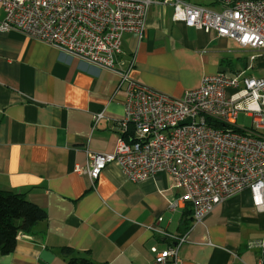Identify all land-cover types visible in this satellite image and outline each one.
Listing matches in <instances>:
<instances>
[{"label": "crops", "instance_id": "obj_1", "mask_svg": "<svg viewBox=\"0 0 264 264\" xmlns=\"http://www.w3.org/2000/svg\"><path fill=\"white\" fill-rule=\"evenodd\" d=\"M185 1L220 9L212 0ZM172 13L171 5L153 0L142 36L123 34L116 64L178 98L232 64L226 54L236 41L173 21ZM263 58L253 63L261 67ZM125 89L112 71L15 30L0 31V189L24 193L47 214L18 234L13 252L0 253V264H66L64 247L96 263L150 264V247L164 249L174 243L169 235L181 234V264H263L264 253L249 242L264 237V211L248 188L194 221L167 173L135 182L113 162L91 182L83 170L88 154L114 150ZM44 249L53 254L49 261L40 256Z\"/></svg>", "mask_w": 264, "mask_h": 264}, {"label": "built area", "instance_id": "obj_2", "mask_svg": "<svg viewBox=\"0 0 264 264\" xmlns=\"http://www.w3.org/2000/svg\"><path fill=\"white\" fill-rule=\"evenodd\" d=\"M214 9L185 0H157L173 7L172 19L235 40L258 51L247 69L264 57V0H212ZM153 0H0V31L15 30L91 65L112 71L126 83L124 114L112 152H91L85 170L91 182L107 164L138 182L158 172L171 175L190 205L194 221L228 196L248 188L254 207L264 211V76L217 71L197 88L175 98L130 77L116 64L122 36L144 31ZM131 66V65H130ZM239 112L252 117L237 125ZM102 113L93 116L98 121ZM186 123H181L187 121ZM80 168H77L79 170ZM165 235V234H164ZM174 244L150 247V264H181L184 234ZM264 253V237L249 242ZM259 264H262L260 261Z\"/></svg>", "mask_w": 264, "mask_h": 264}, {"label": "trees", "instance_id": "obj_3", "mask_svg": "<svg viewBox=\"0 0 264 264\" xmlns=\"http://www.w3.org/2000/svg\"><path fill=\"white\" fill-rule=\"evenodd\" d=\"M230 65V66H229ZM231 63L226 64L220 71L230 70L240 72L246 69L235 70ZM45 210L31 202L24 193L0 189V253L9 254L15 250L19 233H28L38 222L46 219ZM66 264H105L77 256L72 248H62ZM264 264V259H263Z\"/></svg>", "mask_w": 264, "mask_h": 264}, {"label": "rangeland", "instance_id": "obj_4", "mask_svg": "<svg viewBox=\"0 0 264 264\" xmlns=\"http://www.w3.org/2000/svg\"><path fill=\"white\" fill-rule=\"evenodd\" d=\"M236 42L231 41L229 51L226 54L228 59H231L232 64L235 67H242L245 63H249V57L252 54H257L258 51L250 48H243L238 46ZM264 60V58H263ZM246 71V70H245ZM248 75L252 74L256 77L264 76V65L258 67L257 64L253 63V69H248ZM237 125L240 127H250L252 125V117L246 115L244 112H239L237 116Z\"/></svg>", "mask_w": 264, "mask_h": 264}, {"label": "water", "instance_id": "obj_5", "mask_svg": "<svg viewBox=\"0 0 264 264\" xmlns=\"http://www.w3.org/2000/svg\"><path fill=\"white\" fill-rule=\"evenodd\" d=\"M186 122H188V120L187 121H183L181 123H186ZM40 256H41V258L43 260L49 261V259L53 256V254H51L49 251H47V250L44 249V250L41 251Z\"/></svg>", "mask_w": 264, "mask_h": 264}, {"label": "bare ground", "instance_id": "obj_6", "mask_svg": "<svg viewBox=\"0 0 264 264\" xmlns=\"http://www.w3.org/2000/svg\"><path fill=\"white\" fill-rule=\"evenodd\" d=\"M247 68V67H246ZM251 69V68H250ZM242 71H245V70H242ZM174 244V243H173Z\"/></svg>", "mask_w": 264, "mask_h": 264}]
</instances>
